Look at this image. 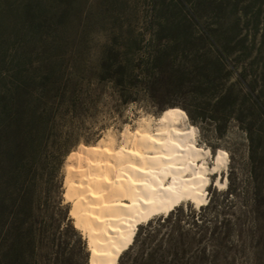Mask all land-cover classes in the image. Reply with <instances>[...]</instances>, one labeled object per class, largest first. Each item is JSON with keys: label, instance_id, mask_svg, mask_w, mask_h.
<instances>
[{"label": "trees", "instance_id": "obj_1", "mask_svg": "<svg viewBox=\"0 0 264 264\" xmlns=\"http://www.w3.org/2000/svg\"><path fill=\"white\" fill-rule=\"evenodd\" d=\"M175 1L177 12H158L162 24L148 52L140 54L136 42L117 48L126 55L102 57L98 80L112 84L125 104L145 95L157 101V112L178 106L219 137L235 122L252 144L254 162L264 133V0ZM21 3L16 11L24 18V42L0 40V264H87L84 257L79 263L66 257L85 250L71 223L31 219L36 195L45 198L48 186L58 191L64 146L54 147L48 178L39 176L36 165L49 148V118L70 107L54 105L69 93L66 60L56 54L64 47V26L47 3ZM0 10L4 17V2ZM162 92L181 100L158 102ZM234 192L227 189L226 195ZM255 205L261 208L264 200ZM217 206L208 200L186 214L174 208L165 218L152 217L137 228L118 264H260V210L252 209L250 219L244 211L229 217Z\"/></svg>", "mask_w": 264, "mask_h": 264}, {"label": "rangeland", "instance_id": "obj_2", "mask_svg": "<svg viewBox=\"0 0 264 264\" xmlns=\"http://www.w3.org/2000/svg\"><path fill=\"white\" fill-rule=\"evenodd\" d=\"M2 1L7 11L4 12V17H0V40L5 45L9 41L10 43H23L25 32H20V26L24 23V18L16 9L21 8L19 6L24 0H0V8L3 7ZM37 1L43 4L47 3L52 9L51 12L56 18L55 20L61 26H64L61 35L64 47L56 54L60 57L64 56L63 58L66 60V79L69 93H67L65 101L56 100L54 105L63 103L64 106H69L70 109L66 111L55 110L49 118L46 136L49 140V148L41 158V165L40 163L36 165L39 168L37 171L39 176L42 175V178H48L52 172V155L54 149H56L54 147L64 146L67 154L63 157L59 170L60 185L58 191L56 188L48 186L45 198L40 199L36 195L32 206L31 219L40 220V218L46 219L50 216L56 222L62 220L71 223V219L68 218L69 205L62 204L65 179L63 166L67 155L76 150L80 143L87 145L95 143L108 133L119 136L123 129L127 127L133 129L141 117L157 118L161 113L156 111L157 101L145 95H139L136 102L123 103L112 84L98 80L99 61L102 57L111 55L113 57L115 53H120L119 55L123 57L126 55L125 52L123 49L118 52L117 48L122 46L124 48L126 44L133 42L139 43L141 47L140 54L148 52L149 43L150 41H156L157 29L162 24L161 20H158V12L163 8H170V10L177 12L176 1ZM50 28H47V30L48 35L51 36L52 30ZM26 36L28 39L31 38V35L27 34ZM161 36H164L161 41V43H164L167 33H161ZM34 56L33 54V59L37 61ZM161 96L158 102H179L181 100L177 96H170L164 92L161 93ZM73 106H76V111L71 109ZM186 122L196 129L194 136L196 144L202 145L211 151L212 158H208L209 167L213 166V156L217 150H225L229 156L228 172L227 174L226 171L223 172L224 177H228L227 185L223 189L215 187L214 183L212 186L207 187L208 197L206 202L211 200L212 203L221 204V208L217 206L218 210L223 209L226 213H230L229 217H232L233 214L238 216L240 212L244 211L247 217L252 219L253 215L250 211L252 209L260 210L263 219L260 223L264 235V205L261 208L255 205L257 201L264 200V133L260 141L261 147L257 151H253L254 163L251 158L252 144L248 140V136L235 122L229 123L222 137L215 134L211 125H200L192 122L189 118L186 119ZM262 130L264 132V126ZM253 171L256 173L257 181L252 178ZM211 180H214V176H211ZM227 189H235V192L226 195ZM193 205L191 202L186 201L181 202L175 208H182L184 214H186V208L191 207L195 210L198 208V206ZM224 205L225 207H223ZM167 214H156L153 217L155 219L158 217L165 218ZM175 214L176 209L173 212V215ZM250 224L254 225L253 221L248 223V227L251 226ZM76 232L80 234L78 230ZM80 236L84 242V254L74 250L72 255L67 253L66 257H70L73 263L81 262L82 257H84L88 264L89 254L85 241L81 234ZM258 251L259 263L264 264V237ZM251 252L252 249H250L249 258L253 257Z\"/></svg>", "mask_w": 264, "mask_h": 264}, {"label": "bare ground", "instance_id": "obj_3", "mask_svg": "<svg viewBox=\"0 0 264 264\" xmlns=\"http://www.w3.org/2000/svg\"><path fill=\"white\" fill-rule=\"evenodd\" d=\"M186 119L183 109L168 107L67 155L62 204L85 241L88 264H118L152 216L180 202L204 205L206 186L227 185L228 153L217 150L209 167L211 151L196 144V129Z\"/></svg>", "mask_w": 264, "mask_h": 264}]
</instances>
